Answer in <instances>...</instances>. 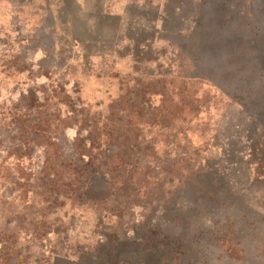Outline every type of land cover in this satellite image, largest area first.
I'll return each instance as SVG.
<instances>
[{
	"label": "rangeland",
	"instance_id": "rangeland-1",
	"mask_svg": "<svg viewBox=\"0 0 264 264\" xmlns=\"http://www.w3.org/2000/svg\"><path fill=\"white\" fill-rule=\"evenodd\" d=\"M206 1L0 0V264H264V135L195 64L264 14Z\"/></svg>",
	"mask_w": 264,
	"mask_h": 264
},
{
	"label": "trees",
	"instance_id": "trees-1",
	"mask_svg": "<svg viewBox=\"0 0 264 264\" xmlns=\"http://www.w3.org/2000/svg\"><path fill=\"white\" fill-rule=\"evenodd\" d=\"M232 2V0H218V2L215 0L206 1L207 8H210L216 13L214 25L219 27V29L216 28V31H219L220 28H227L228 25L231 24L232 17L226 16L225 9L226 7H229ZM259 4L261 5L260 11L264 14V0H252V11H255L254 14H252V21L257 18L255 5ZM263 37L264 30H261L260 34L257 33L253 39H249L250 44L248 43L247 45L254 50H258L260 46L259 43L261 40H264ZM215 39L214 41L216 43L213 45L214 48L212 49V52L206 53L212 57L211 60L209 62H195L196 68L200 69V72L197 73V78L212 84L223 95L228 97L232 103L240 105L246 114L251 117L259 132L264 135V57H259V55H264V52L255 53L253 56L242 54L241 45L243 43L246 44L248 39H244V41H242L239 38H234L232 40V38H227L225 35H223L222 38L220 36L217 38L215 37ZM221 56L225 57L219 59ZM245 56L247 58H244ZM233 67L242 71L241 74H239V72H235L237 69ZM52 142L56 144L55 147L52 146V149L55 150L56 155H59L60 157V151L59 154L56 151V148L58 150L59 141L56 138ZM20 145L21 148L26 150L30 144L29 142H20ZM45 166L44 169H42V171H44L38 177V182H40L41 187H44L45 183L49 182L51 184V188H48V190L45 191L43 189L42 194L46 195V198L42 203L46 205H53L54 200L52 201L51 195L54 194L57 196L58 192L55 190V182L57 180H61V177L55 172L57 171L55 166ZM259 166H261L260 170L264 172V162L259 164ZM76 168L75 173L81 175V168ZM45 170L48 173L47 175L45 174ZM71 173H74V166L71 169ZM262 174V177H264V173ZM66 182L70 185H74V181L67 180ZM25 185L26 187L28 186V184ZM42 194H39L40 197L44 196ZM213 195L215 196V200L217 202L220 201L219 193L214 192ZM223 196H225V194H223ZM221 202L222 204L220 203L217 205L216 209H224L226 207V198ZM31 221H34V219L31 218Z\"/></svg>",
	"mask_w": 264,
	"mask_h": 264
}]
</instances>
